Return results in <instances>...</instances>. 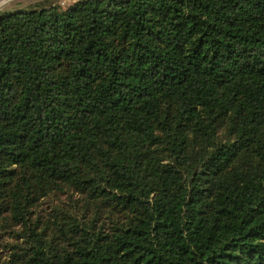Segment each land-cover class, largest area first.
<instances>
[{"label": "trees", "instance_id": "obj_1", "mask_svg": "<svg viewBox=\"0 0 264 264\" xmlns=\"http://www.w3.org/2000/svg\"><path fill=\"white\" fill-rule=\"evenodd\" d=\"M0 264H264V0L1 10Z\"/></svg>", "mask_w": 264, "mask_h": 264}, {"label": "rangeland", "instance_id": "obj_2", "mask_svg": "<svg viewBox=\"0 0 264 264\" xmlns=\"http://www.w3.org/2000/svg\"><path fill=\"white\" fill-rule=\"evenodd\" d=\"M35 0H0V11L1 10H7L12 9L16 7H23L31 2H34ZM60 2H68V0H59Z\"/></svg>", "mask_w": 264, "mask_h": 264}]
</instances>
